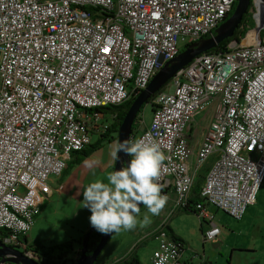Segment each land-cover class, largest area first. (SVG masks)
<instances>
[{"label": "built area", "instance_id": "built-area-1", "mask_svg": "<svg viewBox=\"0 0 264 264\" xmlns=\"http://www.w3.org/2000/svg\"><path fill=\"white\" fill-rule=\"evenodd\" d=\"M235 0H0V238L21 247L71 154L104 136L112 123L104 107L136 97L167 61L214 35ZM184 47V48H185ZM156 94L151 119L136 139L159 144L158 183L183 210L195 177L203 243L219 241L209 208L239 221L264 181V39L230 43L200 55ZM213 106L193 171L185 131L205 105ZM95 141V142H96ZM62 185L56 191L61 192ZM164 220L154 229L151 264L181 261Z\"/></svg>", "mask_w": 264, "mask_h": 264}, {"label": "crops", "instance_id": "crops-1", "mask_svg": "<svg viewBox=\"0 0 264 264\" xmlns=\"http://www.w3.org/2000/svg\"><path fill=\"white\" fill-rule=\"evenodd\" d=\"M200 114L201 113L194 116V118L191 121L189 129L187 131H185V140L188 144L187 164H188L190 170H192V171L194 168V164H195L194 162L196 160L198 148H199V146L202 142V139H203L208 127H209V125H208L202 130L195 129L193 127L194 123H195V118L197 116H199ZM148 124H149V121L144 124V126L141 128V130L139 129L138 133L140 131H142L145 127H147ZM195 125H196V123H195ZM112 144H113V141L110 143L103 144L97 151L101 152V150L103 149V152H104V148L106 146L107 150H109V152H110V150H111L110 146ZM97 151H95V152L98 153ZM95 152L93 154H95ZM109 152H108V154H109ZM93 154L90 156H93ZM73 160H75V156L70 157L68 159V161L66 162V167ZM83 161L84 160H82V162L77 164V165L82 164ZM113 162L114 161H111L108 164V168L110 169V172L112 171V167H113L112 163ZM210 164H211V158L208 159V161L204 165L203 169H201L199 171V173L197 174V176L195 177V183L201 184L203 177H204V174H205L206 170L208 169V167L210 166ZM66 167H65V169H66ZM65 169H64V171H63V173L59 179H52V178L49 179L48 184H49L52 192H51V195L49 197H46L43 200V202L40 206V209H39V213L34 217L33 226L31 228L30 232L25 236L26 241L28 243H40L44 246H51V245H55V244L64 243V242H57L58 240H56V242L50 241V238H51L50 233L52 232L51 226L48 228V225H47V229H45L46 232L40 233V234L37 233V235L33 234V229H34L35 225L37 224L38 219H40V216L43 215L42 210H43V208H45V206H47L49 203L54 202L56 200H59V199L66 200L70 197L71 187H70V184L68 181L69 174H66ZM57 185L63 186V189L61 192L56 191ZM248 209H247V211H248ZM81 211H83V210H81ZM247 211L245 212L242 220L246 216ZM212 212L214 215V219H213L214 225L218 226L221 229L219 241L216 243H212V244H207V243L205 244V243H203L202 235L209 228L210 225L208 223H204V222L200 221L198 219L197 215L193 212H188V211L186 212L183 210H178V209L173 208V195H172V192H170L169 197L167 199V202H166L164 208L159 213V215L151 216L149 214V217H150L149 223L144 224V225H141L138 223L137 227L131 231H121L119 233H115L114 236L109 240V242L106 245V247L104 248V250L102 251L100 257L98 258V260L96 262V264H123L131 257H135L136 261L139 264H151V254H152V251L156 247V241L153 239L152 233H153L154 229L157 227V225L160 224L161 222H163L164 220H166L167 226L171 229L173 234L183 241V250H182V255H181V261L184 263H188V264L206 263L205 255H209L210 247L216 248V246H218L217 243H221V241H223L224 238L229 236L228 233L232 234V233H235L237 231V230H235V231L224 230L225 228H223L221 221L216 222V220H215V215L217 213H220V212L215 210V209H212ZM58 214L60 217L64 216L65 218H67L66 220H64L67 223L66 228L69 227L72 230H75L74 234L69 233V234H66V236H65V234H62L65 237H67V235H69L68 240L78 239L83 233H86L89 229L92 228L90 226L89 219H88L89 216L91 215V213L88 211V209L82 213H78V212L77 213H69V215H67L64 213L61 214L59 212ZM78 214H81V218H80L79 222H76ZM144 214H146V209H143V212L140 214V218H142V216ZM221 214H222V216L228 217L224 213H221ZM241 221H239V222H241ZM46 224H49L48 220H47ZM66 228H63L62 232H65L67 230ZM259 232H261V231H259ZM260 234H262V233H260ZM261 238L264 239V235ZM68 240H66V241H68ZM231 247H233V248H231V251H232L231 259L233 257V251H237V252L244 253V254H250V255L252 253H255V250L253 248H251L250 245L247 246V248H241V247L236 248L234 246H231ZM132 248H133V250H132ZM260 249L264 250V247L262 246ZM129 252H131V253L129 255H127ZM202 254H203V257H200ZM263 257H264V255H263ZM250 261H252L251 264H264V259L262 261L255 260V259H252ZM215 264H219V263L216 262ZM227 264H230V263H227Z\"/></svg>", "mask_w": 264, "mask_h": 264}, {"label": "rangeland", "instance_id": "rangeland-1", "mask_svg": "<svg viewBox=\"0 0 264 264\" xmlns=\"http://www.w3.org/2000/svg\"><path fill=\"white\" fill-rule=\"evenodd\" d=\"M255 7V15L253 19V27L254 30L248 35L246 40L244 41L245 45H255L259 43V39L257 36L258 30L264 24V10L262 8L260 0H251ZM185 45H179V49L183 51ZM170 88V84L167 86L168 90ZM155 98V97H154ZM154 98L152 103L154 102ZM152 106H154L152 104ZM213 113V106L208 104L202 108V112L199 116L195 118L194 128L202 130L206 126H208L211 122ZM151 106L150 104L143 107L140 115V124L139 129L144 126L145 123L150 121L151 119ZM138 129V130H139ZM137 130V131H138ZM137 134V132H136ZM92 144L95 143L96 137H92ZM98 152V151H97ZM109 150H107L106 146L99 151L95 152L93 156H89L84 159L83 163L80 165H72L71 169L68 170L69 177L68 181L71 187V195L68 199H59L54 202L49 203L45 208H43V215L38 219L37 224L33 229V234L37 235V233H44L51 226L52 232L50 233L51 242H65L68 240V236L66 234H74L75 230L67 227V223L64 221L67 218L64 216L60 217L59 212L61 214L69 213H82L87 210V208L83 207V196L82 192L84 188L91 182L96 180H102L106 182V177L110 172L108 168V164L112 161L110 155L108 154ZM215 159L211 158V162ZM114 165V162L112 163ZM113 168V167H112ZM143 207L140 210V214L143 212ZM83 210V211H81ZM81 218V214H78L76 222H79ZM48 220V223L46 224ZM216 222L221 221V224L224 230H237L235 233H228V237L224 238L221 243H217L218 246L216 248L210 247L209 255H205L206 262L210 264H215L216 262L219 264H251L252 259L262 261L264 259V250L260 249L262 246L264 247V239L261 238L264 235V182L260 187L258 192V196L256 201L249 206V209L246 213V216L241 222H236L228 217L222 216L221 212L215 215ZM63 228L67 230L63 231ZM261 231V232H259ZM262 233V234H260ZM62 234H65L63 236ZM39 236V235H38ZM58 238V239H57ZM255 250V253L244 254L237 251H233V257L231 246L236 248H247L249 246ZM243 252V251H242ZM230 258V259H229Z\"/></svg>", "mask_w": 264, "mask_h": 264}, {"label": "clouds", "instance_id": "clouds-1", "mask_svg": "<svg viewBox=\"0 0 264 264\" xmlns=\"http://www.w3.org/2000/svg\"><path fill=\"white\" fill-rule=\"evenodd\" d=\"M110 147L112 161L120 160L118 153L131 159L126 166L109 172L106 182L93 181L82 192L83 207L91 213L90 226L105 235L149 223V214L159 215L167 202L158 183L165 156L156 141L142 137L131 143L113 142ZM141 205L146 208L142 218Z\"/></svg>", "mask_w": 264, "mask_h": 264}, {"label": "water", "instance_id": "water-1", "mask_svg": "<svg viewBox=\"0 0 264 264\" xmlns=\"http://www.w3.org/2000/svg\"><path fill=\"white\" fill-rule=\"evenodd\" d=\"M235 9L230 18L221 24L215 31L214 35L202 39L196 43L186 46L175 58L167 61L151 78L147 87L141 91L131 103L129 109L123 117V120L118 128L116 142H128L132 139V127L136 116L141 108L149 104V99L158 93L175 74L187 67L195 58L203 55L207 51L214 49L218 44L230 38L234 30L238 27L243 16L247 13L251 0H235ZM119 161L114 162L112 171L118 170L121 166H126L130 156L123 153H118ZM144 206H140V210ZM95 231L94 228L89 229L80 244V250L76 264H96L102 251L108 244L109 240L115 233L103 234L95 249L87 254V243L90 234ZM203 257V254L200 256ZM0 264H39L36 260L29 258L25 253L8 247L0 242ZM210 264V263H203Z\"/></svg>", "mask_w": 264, "mask_h": 264}, {"label": "trees", "instance_id": "trees-1", "mask_svg": "<svg viewBox=\"0 0 264 264\" xmlns=\"http://www.w3.org/2000/svg\"><path fill=\"white\" fill-rule=\"evenodd\" d=\"M260 2L262 5V8L264 10V0H260ZM235 5H236V3L234 2L230 13L227 15L225 20H227L228 18L231 17V15L235 9ZM254 15H255V7L251 1L249 8L247 10V13L243 16L238 27L234 30L233 35L230 38H228V39L224 40L223 42H221L220 44H218L214 49H211L204 54L205 55L220 54V53L225 52L227 46L230 43L234 42L237 45H241L242 43H244V41L246 40L248 35L254 30V27H253ZM257 36L259 39V43L262 42V40L264 39V24L258 30ZM169 83H170V81L162 89H160V91L158 93L166 91ZM158 93H156V94H158ZM156 94L153 95L149 99V104H150L151 108L153 107L152 106V100L156 96ZM134 99L135 98L132 97L130 100L121 104L120 106L104 107L100 110V112H102L105 116H107V117L112 116V118L114 117L112 120L110 128L108 129L106 134L104 136L100 137L94 144L89 145L83 151H81L79 153L71 154L70 157L75 156V160H73L71 163H69L67 165V167L65 169L66 174L68 173V170L71 169L72 165H77V164L81 163L82 160H84L85 158H88L90 155H92L103 144L110 143L112 141H116L118 128H119V126L123 120L124 115L126 114L127 110L129 109V107H130V105ZM142 109L143 108H141L140 111L138 112L136 119H135V122L133 124V127H132V136L133 137L132 138H134L135 136L137 137L140 133V132L138 133V131H139L138 129H139V124H140V115H141ZM136 132H137V134H136ZM130 159H131V157H130ZM200 186H201V184L194 183L192 190L190 192V199L188 201L187 206L183 209V211L193 212L196 214V212L193 211V209L197 203L201 202L199 195H198ZM212 209L213 208H209V211L213 215ZM217 211H219V210H217ZM219 212L223 213L222 211H219ZM226 216H228V215H226ZM228 218L232 219L229 216H228ZM213 219H214V215H213ZM232 220H234V219H232ZM241 220H239V221H241ZM239 221H236V222H239ZM165 230H166L168 237L171 240H173L176 243H179L180 245L183 246V241L180 238L176 237L168 226H166ZM6 235H7V232H5L4 230H0V238L4 237ZM84 235H85V233H83L78 239H71V240H68L62 244H55V245H51V246H44L40 243L27 244V248H28V251L32 252V254L38 259L39 264H76V261H77L78 257L80 256V254H79L80 244H81V241H82V238L84 237ZM102 235L103 234L98 233L96 230L90 234L89 239H88V243H87V254H90L95 249V247L97 246L99 239L101 238ZM21 239L25 241V237H22ZM133 248H132V250H133ZM130 253L131 252H129L127 255H129ZM123 264H139V263L136 261L135 257H131Z\"/></svg>", "mask_w": 264, "mask_h": 264}, {"label": "flooded vegetation", "instance_id": "flooded-vegetation-1", "mask_svg": "<svg viewBox=\"0 0 264 264\" xmlns=\"http://www.w3.org/2000/svg\"><path fill=\"white\" fill-rule=\"evenodd\" d=\"M225 21H226V20H224L221 24H223ZM221 24H220V25H221ZM220 25H219V26H220ZM219 26H218V27H219ZM218 27H217V28H218ZM135 137H136V136H135ZM113 142H116V141H113ZM21 243H22V244H21V247H17V249H18L19 251L25 253L26 256H28L29 258L34 259V260H36V261L38 262V259L32 254V252L28 251V248H27V244H32V243H28V242L26 241V238H25V241L21 239ZM8 247H9V246H8Z\"/></svg>", "mask_w": 264, "mask_h": 264}]
</instances>
